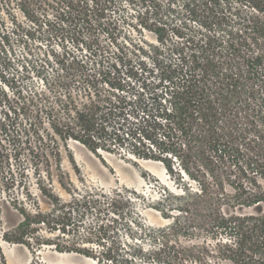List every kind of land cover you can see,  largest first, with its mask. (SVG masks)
<instances>
[{
    "label": "trees",
    "instance_id": "obj_1",
    "mask_svg": "<svg viewBox=\"0 0 264 264\" xmlns=\"http://www.w3.org/2000/svg\"><path fill=\"white\" fill-rule=\"evenodd\" d=\"M39 2L0 0V185L25 188L27 166L49 177L59 146L74 142L99 159L160 164L178 188L159 185L149 207L170 225L153 228L135 192L61 202L39 178L52 208L13 200L15 241L30 248L38 227L75 236L89 215L98 251H56L98 264H264V0ZM121 24L152 40H128ZM19 59L21 77L10 78ZM239 158L253 187L218 172Z\"/></svg>",
    "mask_w": 264,
    "mask_h": 264
},
{
    "label": "rangeland",
    "instance_id": "obj_2",
    "mask_svg": "<svg viewBox=\"0 0 264 264\" xmlns=\"http://www.w3.org/2000/svg\"><path fill=\"white\" fill-rule=\"evenodd\" d=\"M24 1L26 4H29L28 6H33L40 3L39 1L41 0H21L23 4ZM125 10L129 14L136 12V9L125 8ZM48 13L51 17V12L49 11ZM114 16L119 18L118 14ZM19 21L23 23L28 22L23 17H19ZM8 23L9 25H15L12 20L8 21ZM9 25L7 24L5 27L11 33H14L15 27L11 30ZM121 30L122 35L132 42H138L142 39L147 41L152 40L148 35L141 36L137 34L125 24H121ZM17 45L18 43L14 41L13 48L17 49ZM39 45L44 48V44H39V40L32 47L34 50H38ZM13 53H15V61L22 57V52L20 53L19 50L13 51ZM22 64L19 59V62H15L13 69L8 70L10 78L12 75L21 77ZM7 77L8 75L0 78L2 79L0 80V93H2L5 87L3 82L6 81ZM59 147L61 166L56 168L53 165L49 177L47 176V172L40 171L39 174H36L37 172L27 166L25 188L19 186L12 190H7L4 186L0 185V264H98L97 261L78 253L56 251L52 244L75 245L78 248L98 251L89 242L87 235L89 230L86 227L94 219L93 216H87L84 220L85 224L80 226L75 236L67 233L62 235L49 230V228L38 227L31 234L26 235L30 240V248L15 241V237L20 235L16 232V229L22 218L19 211L13 207V200L18 199L24 204L23 207L30 212L39 210L45 212L52 208L51 199L40 190L41 181L44 185L43 188L52 194L53 197L60 199L61 202L70 201L75 194L81 196L90 192L108 194L112 191L123 189L128 192H135L141 201V204L136 206L141 223L153 228L168 227L170 225L168 219H164L158 211L149 207V204L160 196V193L157 191L159 185L167 186L170 189L178 188L177 184L167 175L160 164L144 161L129 163L115 155L104 153L102 159H99L86 148L74 142H69ZM21 160L24 161L25 159L21 158ZM18 167V163L13 162L15 171ZM209 169L211 170L210 166H208V170L204 171L207 172V175H210L208 178L212 179ZM220 169L221 171L219 170L218 172H223V175L229 176L231 181H240L249 187H253L252 182L249 181L252 177L251 173L242 158H239L238 161L229 159L223 164L220 163ZM39 178L42 180L40 181ZM258 182L264 185L259 179ZM225 189L228 193L232 191L231 187L227 184L225 185Z\"/></svg>",
    "mask_w": 264,
    "mask_h": 264
}]
</instances>
